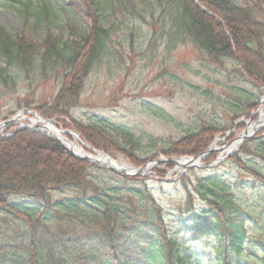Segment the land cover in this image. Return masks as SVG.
Instances as JSON below:
<instances>
[{
	"label": "trees",
	"instance_id": "16d2710c",
	"mask_svg": "<svg viewBox=\"0 0 264 264\" xmlns=\"http://www.w3.org/2000/svg\"><path fill=\"white\" fill-rule=\"evenodd\" d=\"M82 1L96 22L91 31L77 38L48 34L42 42H34L0 24V61L28 74L36 71L61 79L51 107L37 108L46 117H69L68 105L80 98L82 80L98 60L110 54L113 29L99 18L100 0ZM157 2L160 13L170 18L166 32L173 44L188 40L214 60L235 58L243 64L242 75L258 87L264 86V21L258 18L257 6L247 0ZM79 8L88 15L85 7ZM36 14L40 19L49 12L41 7ZM157 18L154 15L155 29ZM5 71L0 67L4 82ZM74 126L93 146L111 148L93 135L94 126ZM220 132L216 126H204L162 153L167 157L197 156ZM257 139L245 141L231 159L260 181L264 212V172L245 160V155H259L264 150V137ZM143 161L138 159L137 164ZM90 168L92 164L41 132L21 128L0 137V214L24 228L11 232L15 243H0V264H203L193 243L209 238L213 245L211 258L206 260L211 264H240L245 257L256 262L251 264H263L254 255L263 240L248 234L247 223L253 217L220 177H198L194 190L204 205L195 208L187 199V209H181L180 219L171 222L148 189L145 176L96 167L107 174L103 182L88 175ZM68 190L69 195H62ZM12 196L30 197L49 210L37 215L12 201Z\"/></svg>",
	"mask_w": 264,
	"mask_h": 264
},
{
	"label": "rangeland",
	"instance_id": "374dc122",
	"mask_svg": "<svg viewBox=\"0 0 264 264\" xmlns=\"http://www.w3.org/2000/svg\"><path fill=\"white\" fill-rule=\"evenodd\" d=\"M74 1L0 0V24L34 42H42L48 34L63 39L77 38L91 31L96 20L85 2ZM247 1L257 6L258 18L264 21V0ZM99 3V18L104 26L113 29V43L110 54L98 60L82 80L80 98L68 105L70 116L46 117L37 110L43 105L50 108L55 102L60 78L52 74L38 75L36 71L28 74L17 65H6L1 60L0 67L6 68L3 76L6 81L0 80V122L21 110H35L52 119L58 129L78 133L91 146L74 125L94 126L93 135L111 148L93 147L130 168H139L154 159V166L145 174L146 183L166 209L165 217L171 222L180 219L181 209H187V199L195 208L204 205L205 201L194 190L193 183L198 177L218 176L230 184L234 197L251 213L248 234L264 243L261 183L249 169L240 168L231 159L241 151V145L229 154L226 151L250 124L259 120L260 108L264 109L261 102L264 87H258L242 75L243 64L235 58L214 60L188 40L184 44H173L166 32L170 18L160 13L157 0H100ZM79 6L85 7L88 15ZM41 7L46 8L49 15L39 19L36 10ZM154 15L158 16L156 29L152 26ZM254 102L259 103L257 107L248 106ZM34 118L33 114L24 113L20 120L0 130L3 135L0 137L10 135L21 125H31ZM209 125L218 127L221 132L209 145L214 150L205 155L199 165L170 167V163L163 160L166 156L162 149ZM260 137H264V125L249 141L261 140ZM138 159L145 161L137 164ZM245 160L264 172V150L259 155H245ZM95 166L104 168L105 165H93L88 175L107 181V174ZM69 194L68 190L62 195ZM11 200L34 210L37 215L49 210L43 202L27 196H12ZM23 229L21 223L0 214L1 244L8 240L15 243L11 232H23ZM193 244L198 247L203 264H211L206 259L211 258L213 240L199 239ZM254 255L264 264V245L258 247ZM252 261L245 257L240 264L256 263Z\"/></svg>",
	"mask_w": 264,
	"mask_h": 264
},
{
	"label": "water",
	"instance_id": "95a60500",
	"mask_svg": "<svg viewBox=\"0 0 264 264\" xmlns=\"http://www.w3.org/2000/svg\"><path fill=\"white\" fill-rule=\"evenodd\" d=\"M264 101V99L262 100ZM24 113H31V114H34L37 118H39V121H43V122H51L53 121L52 119H49V118H43L42 116H40L39 114H37L35 111L33 110H28V109H24V110H21L19 113H17L15 116L11 117L10 119H6V121H3V122H0V127H3V126H8L12 123H14V121L20 119V117H22V115ZM33 122V120H31ZM255 124V123H254ZM42 126H44V124L42 125H39V126H28V128L32 129V130H37V131H40V132H43L47 135H49V133H46L43 131L42 129ZM260 127H254V129L249 132L247 130L244 131L243 134L239 135L233 142H237V143H241L244 142L246 139H250L252 138V136L258 131ZM58 130V129H57ZM60 131V130H59ZM66 134H71L73 133L72 131L70 130H65L64 131ZM50 136V135H49ZM58 141H60L64 146L65 148L69 151L70 154L78 157V158H81L85 161H88L89 163H93L94 164H97V165H100V166H103V163H101V161L99 160H91L89 157H87L86 155L82 156L78 153H76L75 151L71 150L69 147L66 146V144L58 137H55ZM69 140V139H68ZM91 149L95 152H98V150H96L95 148L91 147ZM212 150H214L213 148H210L209 151L201 154V155H198L196 157H189V156H185V157H181V158H166V159H163L165 161H167L168 163L170 164H176L177 166H180V167H184V168H187V167H191V166H197L199 165V162L200 160L209 152H211ZM106 157L110 158V156H108L107 154L105 155ZM111 159V158H110ZM167 163V164H168ZM151 166H154V162H153V159H151L147 164H144V166L142 167H139V168H117L113 165H107L108 168H111V169H114V170H120L121 172H125L126 174L128 175H143V174H146L147 171H148V168H150Z\"/></svg>",
	"mask_w": 264,
	"mask_h": 264
},
{
	"label": "bare ground",
	"instance_id": "6f19581e",
	"mask_svg": "<svg viewBox=\"0 0 264 264\" xmlns=\"http://www.w3.org/2000/svg\"><path fill=\"white\" fill-rule=\"evenodd\" d=\"M259 117H260L259 121L255 124L254 123L250 124L247 131L251 132L254 129V127H260V126L262 127V125H264V109L263 108H260ZM39 122L44 124V126H42V129L45 132H48L49 135L51 134L55 137L60 138L66 144L67 147H69L71 150L75 151L76 153L82 156L86 155L91 160L94 159V161L99 160L103 164L113 165L117 168H127L128 169V166H126L124 163L118 160H115L113 158L110 159L106 157L105 154H103V152L94 153L93 150L91 149V146L85 141L81 140L80 136L77 133L73 132L70 135L66 134L64 131H61V129L60 131L57 130L54 121L43 122V121H39V118H34L32 125L37 126L39 125ZM3 128L0 127V130H2ZM238 146H239V143L235 142L231 146H229V148L226 151L231 152V150L236 149ZM88 150H92V152H89Z\"/></svg>",
	"mask_w": 264,
	"mask_h": 264
}]
</instances>
